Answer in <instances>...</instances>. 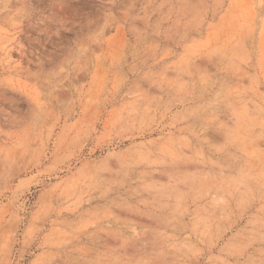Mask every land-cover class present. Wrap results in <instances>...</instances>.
Segmentation results:
<instances>
[{
  "label": "rangeland",
  "instance_id": "1",
  "mask_svg": "<svg viewBox=\"0 0 264 264\" xmlns=\"http://www.w3.org/2000/svg\"><path fill=\"white\" fill-rule=\"evenodd\" d=\"M0 264H264V0H0Z\"/></svg>",
  "mask_w": 264,
  "mask_h": 264
}]
</instances>
